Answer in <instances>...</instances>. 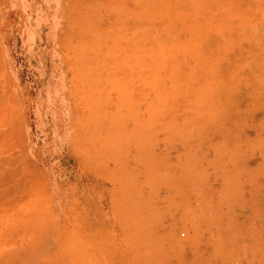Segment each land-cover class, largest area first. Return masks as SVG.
<instances>
[{
	"label": "rangeland",
	"instance_id": "obj_1",
	"mask_svg": "<svg viewBox=\"0 0 264 264\" xmlns=\"http://www.w3.org/2000/svg\"><path fill=\"white\" fill-rule=\"evenodd\" d=\"M112 172L178 264H264V0H0V264Z\"/></svg>",
	"mask_w": 264,
	"mask_h": 264
},
{
	"label": "crops",
	"instance_id": "obj_2",
	"mask_svg": "<svg viewBox=\"0 0 264 264\" xmlns=\"http://www.w3.org/2000/svg\"><path fill=\"white\" fill-rule=\"evenodd\" d=\"M95 178L107 184L101 191L60 189L40 217L25 219L26 232L35 224L40 229L37 239H26L35 243L22 263L178 264L177 239L163 231L156 188L139 186L135 172Z\"/></svg>",
	"mask_w": 264,
	"mask_h": 264
}]
</instances>
